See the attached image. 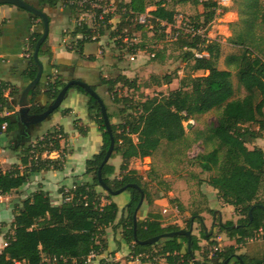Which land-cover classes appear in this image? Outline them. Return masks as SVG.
Here are the masks:
<instances>
[{
    "label": "trees",
    "instance_id": "1",
    "mask_svg": "<svg viewBox=\"0 0 264 264\" xmlns=\"http://www.w3.org/2000/svg\"><path fill=\"white\" fill-rule=\"evenodd\" d=\"M25 1L39 10L62 6L75 20L74 29L63 36L71 38V50L80 56L84 44L98 42L101 37L106 36L120 46L124 38H133L135 32L143 37L148 32H153V36L159 31L165 32L168 26H174L177 14L174 7L179 4L202 8V12L196 16L197 23L191 35L176 39L177 47L185 50L183 62L190 66L193 74L202 72V76H185L177 89L137 102L127 97L119 98L115 91L117 86L136 90L135 80L124 75L102 79L101 85L112 103L123 107L119 110L122 119L116 124L112 123L114 116L107 112L114 139L111 159L121 157L120 173L114 177L115 169L108 161L101 169V177L112 191L129 185L136 186L126 188L130 199L116 225L121 229L122 240L129 247L128 261L137 260L139 264H158L160 260L164 264H225L226 261V264H264V200L259 199L261 193L264 195V152L258 147L247 148L248 143L264 139V59L258 49L263 39L256 34L257 30L264 31V0H245V30L233 41L242 51L225 58L226 67L234 70L239 87L245 92L240 98H235L231 71L217 68L219 46L196 33L200 26L207 27L215 18L218 5L212 0L115 1L114 12L104 15L102 21L98 20L100 9L89 6L81 8L76 0ZM87 10L94 14L92 24L77 25L80 14ZM114 16L119 17L116 25L109 23ZM142 16L144 23H139ZM32 17L42 24L39 18ZM40 35L34 33L28 41L31 51L30 80L34 79L37 71L32 53ZM161 37L164 38V34ZM129 45L127 48L131 54L145 50L144 45ZM251 46L256 48L257 54H253ZM195 53L206 56L198 58ZM50 54L46 50L45 40L40 47L39 57ZM153 79L158 87L172 83L169 75ZM64 86L55 77L43 88L38 84L30 94L44 95L54 100ZM73 88L87 97L88 113L102 138L99 152L85 163V175L91 176V181L76 184L68 191L60 189L62 203L59 206L51 205L43 191H37L24 200L21 208L13 213V220L4 235L5 246L0 250V264H87L91 255L98 256L106 250L105 230L114 227L119 209L112 201L113 196L99 187L97 174L110 139L97 101L80 87ZM7 89L8 85L0 82V112L9 109L4 97ZM44 110L32 104L29 115L37 116ZM127 110L130 112L126 113ZM214 110L218 111L215 124L206 131L197 132L195 138L210 150L195 156L193 162L202 172L213 173L205 181L206 184L217 191V197L223 204L233 207L238 217L235 222L217 220L214 223L217 233L225 234L234 245L221 248L208 257V252L200 247V241H205L208 247L216 246V243L212 241L213 233L206 230L201 219H197L199 236L191 235L190 241L185 236L175 235L161 238L151 245H140L138 242L182 229L177 226L164 227L160 214L149 212L145 219L136 218L135 240L133 213L140 199V191L144 194L143 201L149 205L152 202L142 183V176L128 169L129 160L152 157L163 141L170 144L180 142L185 137L184 122ZM3 124L6 125V133L16 129V124L8 117H0V132ZM65 138L61 129H53L35 143L20 148L22 170L16 166L8 171L0 168V195L20 189L32 173L61 170L65 149H61L60 142ZM53 152H58L59 157L48 158ZM210 213L215 214L214 211ZM192 222H187L186 230L190 229ZM259 238L261 241L258 242ZM241 248H245L243 253H240ZM199 251H202V262L194 259ZM99 263L119 264L106 259Z\"/></svg>",
    "mask_w": 264,
    "mask_h": 264
},
{
    "label": "crops",
    "instance_id": "2",
    "mask_svg": "<svg viewBox=\"0 0 264 264\" xmlns=\"http://www.w3.org/2000/svg\"><path fill=\"white\" fill-rule=\"evenodd\" d=\"M33 2V0H29ZM110 4L115 1L129 2V0H106ZM43 13L49 19V32L46 39V50L50 51L49 55L39 57L43 65V75L39 85L41 88L51 79L57 77L62 83L66 84L70 80H80L90 85L95 91L101 89L104 95H107L104 87L101 85L102 79L110 71L113 72L114 62L112 57L103 54L106 50L104 47V39L101 37L98 42L86 43L82 47V56L71 50L72 40L69 34L75 26V20L70 17L69 13L62 7L55 8L43 7ZM30 13L18 9L10 5H0V82L8 85V89L4 92V97L8 101L9 109H3L0 112V117H8L10 121L16 124V129L10 133L5 130L0 132V168L2 171H8L13 167H18L22 170L19 158V149L27 147L48 131L53 129H61L66 138L60 142L61 149H65L64 164L61 170H49L32 173L27 183L20 189L14 190L6 195H0V250L5 245L4 235L7 233L9 225L13 220L15 210L21 208L22 202L30 195L37 191H43L49 197L50 203L53 206H59L62 203L60 189L68 191L76 184L90 182L91 176L85 175V163L93 155L97 154L102 145V138L98 126L93 121L87 109V97L73 87L69 89L65 95L60 107L47 119L37 125L22 126L17 119L18 99L22 90L31 81L29 78V57L30 47L28 41L32 34L42 32V24L38 20L33 19ZM92 58V59H89ZM150 66L146 69L150 72ZM145 67H140L143 70ZM116 76L124 75L130 78L128 72L116 67ZM108 96V95H107ZM109 97V96H108ZM53 100H49L44 95L32 96L29 95V106L36 105L37 107L46 109ZM260 147L258 143L247 145L248 149ZM263 150V149H262ZM264 152V150H263ZM45 157V155H44ZM59 157L58 152H53L48 156L50 159ZM138 160L133 158L128 162ZM109 163L114 167V177H118L119 168L122 164L120 156L109 160ZM202 183L197 186L200 191L199 196L203 198V203L208 210L215 212L214 217L224 219L223 213H229V219L235 215L233 207L221 203L218 199L216 207H212L211 197L217 196V191L206 184V177H201ZM99 190V189H98ZM129 194L121 193L112 197V201L119 209L117 221L114 227L105 230L104 239L106 241V250L103 254L92 256L88 259L87 264H100V260H113L119 264H139L137 260L128 261L130 250L128 245L121 238V229L117 227V223L122 217V210L129 202ZM149 209L141 207L137 213L138 219H145ZM167 210L162 209L161 222L165 225L164 214ZM156 213V212H153ZM198 213V212H197ZM194 214L193 217L201 219L205 228L212 222V218H207L206 212ZM217 215V216H216ZM225 222V221H224ZM194 225L191 235L199 236L197 222H192ZM192 225V224H191ZM199 226V224H198ZM177 227H180L178 225ZM221 235L218 234L212 241L220 242ZM218 247L224 248L234 245L233 241H228L223 247L216 243ZM203 251H206L208 245L201 240L199 243ZM195 261L202 262V251L195 253ZM158 264H164L160 260Z\"/></svg>",
    "mask_w": 264,
    "mask_h": 264
},
{
    "label": "rangeland",
    "instance_id": "3",
    "mask_svg": "<svg viewBox=\"0 0 264 264\" xmlns=\"http://www.w3.org/2000/svg\"><path fill=\"white\" fill-rule=\"evenodd\" d=\"M218 5L216 15L212 23L207 27L198 28L197 32L202 38L215 42L220 49V57L217 61V68L219 70H230L232 73V83L235 89V98L243 97L245 92L239 87L238 80L235 72L232 69H228L225 65V58L229 55H236L242 51V48L234 45L233 41L237 40V37L243 34L245 27L243 24L244 18V4L245 0H212ZM176 11V22L173 27L168 26L165 32H160L153 36V32H148L146 36H141L140 33L135 32L133 38L127 41V44L122 42V45L118 46L113 41L104 39V47L106 50L103 54L112 57L114 62L113 72L110 71L106 74L104 79H112L116 75L115 68L121 67V69L128 72L131 80L136 81L137 89L128 90L123 89L120 86L115 88L119 98L127 97L128 99L137 102L143 101L146 97H152L154 95L167 94L169 91L175 90L179 86L180 80L185 76H190L193 73L190 71V66L182 60V56L185 50H181L177 47L176 39L178 37H185L191 35V29L197 23L196 16L202 12L201 7H194L191 4H179L174 7ZM201 20V19H200ZM119 21L118 16H114L111 20L112 25H116ZM92 22H88L91 25ZM164 34V38L161 35ZM258 36L262 37V42H259L260 56L264 59V31H256ZM144 45L145 50L137 51L136 54H131L128 51L129 44ZM253 54H257L258 51L255 47L251 46ZM199 54V53H198ZM153 55V57H152ZM200 55V54H199ZM206 54H202V56ZM133 56L134 61L130 58ZM150 66V72L146 69V66ZM144 66L143 70L140 67ZM120 71V70H119ZM208 74V73H206ZM164 75H169L172 79L170 85L156 86L157 81L153 79L162 78ZM202 72L194 73L193 76H202ZM126 77V76H125ZM103 104L107 108V112L111 113L114 118L112 123H119L122 116L119 114V110L122 105L112 103V100L107 95H104L103 90L97 89L95 91ZM129 106V103L127 104ZM130 111L127 110L126 113ZM218 116V111H211L207 114L196 116L194 119L183 123L185 137L183 140L177 143L161 142L159 148L153 154L152 157L133 160L130 162V168L134 169L140 176H142V183L146 187V191L150 197L152 204H147L143 201L142 206L149 209V211L162 213V209H166L164 214V224L173 227L180 225L179 228L186 230L187 222H197V218L193 217L194 214L200 212H206V217L212 218V222L209 221L206 228L207 231L213 233L214 238L217 237V228L214 227V223L218 221H228L229 213L224 212V219L214 217L211 214L206 205L203 203V198L199 196L200 191L197 189L202 183L201 177L209 178L213 173H205L194 164L193 159L198 154L208 152L210 147H205L201 141H196V133L206 131L207 128L214 125ZM258 143L264 150V139H257L247 145ZM123 193L128 194L124 191ZM201 194V193H200ZM218 197H211L212 207H216ZM259 199L264 200L263 193L260 194ZM222 203V202H221ZM141 206V207H142ZM217 216V215H216ZM232 221H236L238 217L236 215L231 216ZM192 232L194 225H191ZM199 226L197 223L198 230ZM221 241L215 242L222 247L225 243L230 241L225 234L221 235ZM261 241V239H257ZM207 245V243H206ZM217 245V244H216ZM250 246V245H249ZM225 247V246H224ZM245 248H241L240 253H243Z\"/></svg>",
    "mask_w": 264,
    "mask_h": 264
},
{
    "label": "water",
    "instance_id": "4",
    "mask_svg": "<svg viewBox=\"0 0 264 264\" xmlns=\"http://www.w3.org/2000/svg\"><path fill=\"white\" fill-rule=\"evenodd\" d=\"M0 5H10V6H14L18 9H21L23 11H26V12L30 13L31 15L39 18L41 20V23H42V32H41V35H40L38 41L35 44V47H34V50L32 53V59H33L34 63L36 64V67H37L36 75H35L34 79L31 80L27 84V86L22 90L20 97L18 99L17 119H18L19 123L22 126H32V125H37V124L41 123L42 121L47 119L51 114H53L56 110H58V108L60 107V105H61L65 95L69 91V89H71L72 87H80L89 96L93 97L97 101V103L100 107V112H101V116L103 119L104 127H105V129L109 135V139H110L109 147H108V149H107V151L103 157V160L99 166V169H98L97 179H98L99 187L104 192L109 193L111 196H117V195L123 193L126 190V188H128V187L136 188L135 185H129V186L123 187L117 191H112L102 180L101 169L111 159L113 149H114V139H113V136L111 133V127H110V122H109V119L107 116L106 107L103 104L102 100L99 98V96L96 94L95 90L90 85H88L87 83L80 81V80H70L59 91L57 97L52 101V103L40 115H37V116H30L29 115V108H30L29 102H28L29 95L37 87V85L40 83L42 75H43V65L39 60V50H40L41 45L44 43V41L47 39V36H48L49 19H48L47 15H45V13H43L42 10L36 9L32 5L28 4L25 0H0ZM143 200H144V194L142 191H140V199H139V202H138V204L135 208V211L133 213V228H134L135 240H137L136 236H135L136 218H137V213L142 206ZM191 231H192V229L190 227V229H188V230L182 229V230H179L177 232L167 233V234H164V235H161L158 237H154L152 239L142 241V242H138V243L140 245H151V244H154L157 241H159L161 238H167V237H171V236H175V235L185 236L188 238V241H190ZM188 248H189V246H188ZM226 263H227V261L225 262V264Z\"/></svg>",
    "mask_w": 264,
    "mask_h": 264
},
{
    "label": "built area",
    "instance_id": "5",
    "mask_svg": "<svg viewBox=\"0 0 264 264\" xmlns=\"http://www.w3.org/2000/svg\"><path fill=\"white\" fill-rule=\"evenodd\" d=\"M79 7L83 8L85 6H89L91 9H100L101 13L98 16V20L102 21L104 18V15L111 14L114 12L113 4L105 3L103 0H76ZM93 13L87 10L86 12H83L80 14L77 25H80L81 23H86L88 25V22H92L93 20ZM139 23H144V17L139 18ZM111 23V21H109ZM92 24V23H91ZM193 31V28L191 29ZM191 31V32H192ZM124 44H127L128 39L124 38L123 40ZM128 45V44H127ZM195 56L200 58L202 57V54L195 53ZM153 57V55H152ZM131 61H134L133 56L130 58ZM6 129V125L3 124L1 126V130L4 131ZM252 240H248V242H251ZM5 246V245H4ZM221 248L218 246L208 247L206 251L208 252V257H211L216 251H219ZM95 256L91 255L90 257ZM89 257V258H90Z\"/></svg>",
    "mask_w": 264,
    "mask_h": 264
}]
</instances>
